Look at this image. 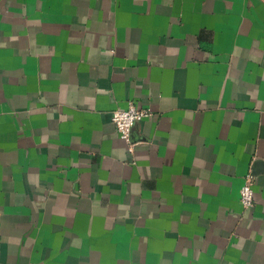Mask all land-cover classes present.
I'll return each mask as SVG.
<instances>
[{
  "label": "crops",
  "instance_id": "0c3cea01",
  "mask_svg": "<svg viewBox=\"0 0 264 264\" xmlns=\"http://www.w3.org/2000/svg\"><path fill=\"white\" fill-rule=\"evenodd\" d=\"M0 264H264V0H0Z\"/></svg>",
  "mask_w": 264,
  "mask_h": 264
},
{
  "label": "built area",
  "instance_id": "2783aa9c",
  "mask_svg": "<svg viewBox=\"0 0 264 264\" xmlns=\"http://www.w3.org/2000/svg\"><path fill=\"white\" fill-rule=\"evenodd\" d=\"M152 115L150 108L140 107L130 102L128 108H117L112 112V121L116 125L121 138L129 142V152H134L135 143L131 141V130L136 122ZM255 176L250 171L245 175V181L241 188L240 201L246 208L254 206L256 195L254 185Z\"/></svg>",
  "mask_w": 264,
  "mask_h": 264
}]
</instances>
